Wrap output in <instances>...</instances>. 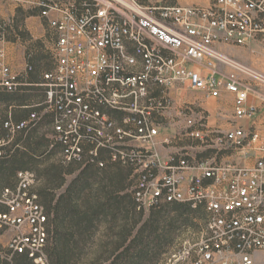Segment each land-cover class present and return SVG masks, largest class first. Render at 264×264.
Instances as JSON below:
<instances>
[{
    "label": "built area",
    "instance_id": "2783aa9c",
    "mask_svg": "<svg viewBox=\"0 0 264 264\" xmlns=\"http://www.w3.org/2000/svg\"><path fill=\"white\" fill-rule=\"evenodd\" d=\"M8 0H0L7 2ZM53 56L40 85L45 100L37 107L52 116V147L61 162L105 168L111 161L131 166L136 176L133 200L138 212L186 204L200 212L202 230L186 240L161 264H256L264 252V140L240 128L215 138L204 122L189 118L190 138L220 149L256 153L254 164L241 161L196 167L171 156L164 164L154 150L158 118L171 107L169 92L177 86L202 90L212 97L222 91L235 96L234 115L250 117L249 93L264 90V73L229 58L217 44L246 47L264 42V0H213L208 6H144L138 0H42ZM0 23V94L21 92L25 75L8 62ZM132 46L133 53L129 51ZM232 68L223 76L218 65ZM199 66L195 70L192 66ZM32 68L28 67L27 72ZM246 76L243 81L239 75ZM159 91V95L154 93ZM104 110L124 111L118 125ZM43 119L32 111L27 119L11 115L0 121V160L9 158L17 138ZM131 141L142 147H123ZM194 168L199 175H191ZM39 179L19 171L13 185L0 186V234H10L6 256L25 255L49 264L51 217L41 203Z\"/></svg>",
    "mask_w": 264,
    "mask_h": 264
},
{
    "label": "rangeland",
    "instance_id": "374dc122",
    "mask_svg": "<svg viewBox=\"0 0 264 264\" xmlns=\"http://www.w3.org/2000/svg\"><path fill=\"white\" fill-rule=\"evenodd\" d=\"M42 0H21L17 6L0 16L5 31L15 33L24 40V52L31 62L40 60L45 66L52 64L51 45L38 39L42 30H47L46 21L41 18L37 3ZM144 6H208L213 0H138ZM204 2H207L203 4ZM4 10H7L6 8ZM13 33V32H12ZM28 90V89H27ZM2 96L4 100L25 101L30 103L34 97L27 92ZM29 91V90H28ZM50 128L36 127L21 135L14 153L0 162V183L13 185L21 170L36 173L39 179L38 191L45 188L55 189L58 196L73 187L85 166L65 165L61 162L60 149L52 147ZM60 168L64 169L62 175ZM96 174V180L89 182L87 188L75 195L78 204L93 223L83 224L81 230L72 229V221L59 224L58 235L62 234L66 245L62 246L70 255L69 264H110L115 251L121 248L126 229L132 230L131 240L146 225L153 213L161 212L163 218L154 228L166 237V243L158 249L159 257L153 254L148 260L133 264H161L166 257L175 252L186 240L195 239L202 230V214L176 205L163 210L138 212L132 205L133 188L136 176L131 166L110 162L103 170L89 168ZM47 172L52 184L47 186ZM56 178V181H53ZM149 232V229H146ZM55 237V235H54ZM62 239V238H61ZM59 239V241L61 240ZM130 240V239H129ZM10 234H0V264L6 256ZM61 241V242H63ZM65 244V243H63ZM127 242L126 245H128ZM33 264H35L33 262ZM256 264H264V252L257 255Z\"/></svg>",
    "mask_w": 264,
    "mask_h": 264
},
{
    "label": "crops",
    "instance_id": "0c3cea01",
    "mask_svg": "<svg viewBox=\"0 0 264 264\" xmlns=\"http://www.w3.org/2000/svg\"><path fill=\"white\" fill-rule=\"evenodd\" d=\"M21 0H8L0 2V16L6 15L7 11L17 6ZM207 2H204L205 4ZM7 10H4V9ZM4 32V45L7 50L8 62L12 68L19 73L25 74L21 81L23 82L22 92L33 94L34 99L27 103L25 101L4 100L1 97L8 94H0V121L5 120L9 115L15 121H22L28 118L32 111H39L43 114V119L38 128L45 126L53 132L52 116L44 114L42 107H37L45 100L44 89L40 87L43 82V74L51 70L52 64L45 66L40 60L31 62L24 52V40L17 35L14 30ZM13 32V33H12ZM38 39H44L48 44H53L48 37L47 30H42ZM216 48L229 58L236 62L257 69L264 73V42L260 40L252 41L246 47H234L217 44ZM129 51L133 53L132 46ZM31 67L32 71L27 72ZM195 70H200L199 66H192ZM219 72L227 76L232 72V68L219 64ZM243 81H248L246 76L239 75ZM159 95V91L154 93ZM169 97L171 107L167 110L164 117L158 118L160 123L159 135L154 139V150L158 153L162 163H166L171 156L185 158L195 167L204 161H209L217 165H223L231 162L241 161V155H245L250 164H254L256 153L250 150H240L237 148L220 149L214 146L213 140L210 144H203L201 141L190 138L188 132L191 128L187 124L189 118L204 122L203 129L205 133L214 138L218 135H225L237 129H244L249 135L258 133L263 142L264 140V90L257 88L249 93L246 102V109L253 112L250 117L238 119L234 115L235 96L226 91H222L218 97H212L202 90H191L187 87L177 86L170 90ZM104 112L122 126L127 113L124 111L104 110ZM50 134V135H51ZM141 142L131 141L124 144L123 147H142ZM101 160L106 165L111 161L110 148L101 152ZM201 172L197 168L190 171L191 175H199Z\"/></svg>",
    "mask_w": 264,
    "mask_h": 264
},
{
    "label": "trees",
    "instance_id": "16d2710c",
    "mask_svg": "<svg viewBox=\"0 0 264 264\" xmlns=\"http://www.w3.org/2000/svg\"><path fill=\"white\" fill-rule=\"evenodd\" d=\"M17 140L15 145L17 144ZM56 148L59 149V147ZM3 160H0V162ZM85 167L86 168L83 170L81 175L73 183V187L69 188L65 193H62L57 196L54 192L55 189L53 188H45L44 190L39 191L41 203L46 208L49 217H51V240L47 248L49 264H69L70 255L62 247L63 245H66V242L63 241L64 237H62V234L58 235L59 224H62L64 221H72V229L81 230L84 223L86 225L93 223L92 219H94L95 216H93V218H87L86 212L82 211L83 208L78 204L79 201L77 198H75L73 194L77 196L80 195L87 188L90 181L96 180V174H91L89 168H94L96 170H103L104 168L100 169L95 166ZM60 169L61 170H59L58 175L63 174L64 169ZM46 177L47 186L51 185L52 179L50 178L48 172ZM53 181L55 182L56 178H53ZM0 186L6 185H2L0 183ZM132 205L136 210L134 200H132ZM173 205H176V207L178 208H185L190 210L189 206L186 204ZM173 205H167L159 210H163ZM162 218L163 216L161 212L153 213L146 225H144V227L136 234V236H134L132 240L130 238L132 236V230L126 229V233L122 241V246L120 249L115 251L113 255V260L110 264H133L134 261L135 263H137L143 260H148L149 258H151L152 254L158 258L160 255L158 249L166 243V237L158 234V230L154 227L159 225L158 223L161 221ZM146 229H149L148 233L146 232ZM59 239L61 240L59 241ZM127 242H129L128 245H126ZM2 261L3 262L1 264H33V260L29 259L25 255H14L10 261L7 259H3Z\"/></svg>",
    "mask_w": 264,
    "mask_h": 264
}]
</instances>
